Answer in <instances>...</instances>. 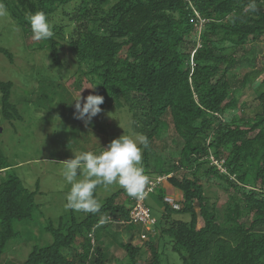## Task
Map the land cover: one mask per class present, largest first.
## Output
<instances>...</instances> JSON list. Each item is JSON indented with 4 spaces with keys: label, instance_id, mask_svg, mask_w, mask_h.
I'll use <instances>...</instances> for the list:
<instances>
[{
    "label": "trees",
    "instance_id": "16d2710c",
    "mask_svg": "<svg viewBox=\"0 0 264 264\" xmlns=\"http://www.w3.org/2000/svg\"><path fill=\"white\" fill-rule=\"evenodd\" d=\"M1 4L26 36L32 34L27 17L44 12L53 35L37 49L48 50L52 65L61 70V51L68 47L81 75L96 87L95 95L103 96L104 103L110 100V106H126L132 123L142 121L147 130L140 145L147 184L171 176L168 183L181 195L177 210L167 200L163 183L156 186L153 195H159L164 214L160 219L152 214L156 224L151 228H159L168 238L183 264H264V66L257 64L254 52L264 40V0H1ZM59 17L61 21L56 20ZM0 53L14 61L8 49L0 47ZM246 65L250 70L241 74L239 69ZM32 70L39 88L28 92L27 102L77 127L80 119L75 118L69 87L60 78L40 75L43 68ZM256 83L261 89L259 110L249 119L239 96L246 85ZM13 89L12 81L0 80V113L5 121H23L12 101ZM104 103L101 109L106 108ZM167 132L183 144L180 155L152 171L150 154L168 147L160 145ZM70 143L78 147L74 136ZM214 160L223 161L222 166ZM12 168L0 146V175L6 177L0 182V259L17 237L16 223L34 221L41 193L39 183L35 191L27 189L11 174ZM212 181L232 200L222 219L217 200L207 192L206 184ZM120 198L123 205L118 204ZM135 199L122 190L95 214L71 211L69 219L48 221L45 231L52 243L34 246L23 262L6 264H109L105 236L118 242L112 230L147 229L131 223ZM101 219L105 223L98 227ZM120 246L127 251L120 264H165L157 242H146L151 254L147 260L133 243Z\"/></svg>",
    "mask_w": 264,
    "mask_h": 264
},
{
    "label": "rangeland",
    "instance_id": "374dc122",
    "mask_svg": "<svg viewBox=\"0 0 264 264\" xmlns=\"http://www.w3.org/2000/svg\"><path fill=\"white\" fill-rule=\"evenodd\" d=\"M56 20L61 21L62 19L59 17ZM42 44L43 40H34L32 34L26 36L24 31L9 17L0 0V47L8 49L14 55V61L11 63L0 53V80L14 83L12 101L17 105L23 116V121L9 122L3 120L0 113V146L13 167L11 174L17 175L22 180L23 185L31 191H35L36 185L39 183L41 191L36 197V204L39 207L35 210L34 221L16 223L17 237L9 242L5 254L0 259V264L20 263L27 260L34 246L42 247L52 243V236L45 231L48 221H57L61 217L70 218L71 211L74 210L67 209L65 204L66 194L71 186L63 178V165L61 163L75 158L74 153L80 154L84 151H92L98 154L102 151V147H107L112 140L123 135L136 139L140 146L145 141V133H147V130L143 128L142 121L138 120L132 123L129 109L126 106L122 108L110 106L112 103L110 100L105 102L106 104L104 103L106 108L102 109V112L92 118L89 123L78 121L77 127H74L77 132L65 120L48 115L47 111L39 110L35 105L27 102L30 96L28 92L37 91L39 88V82L32 76L34 72L32 69L36 66L37 68H43L40 75L46 73L60 78V81L69 87L75 100L79 99L80 94L83 98L82 104L86 101L87 96L95 95V90L88 89L95 87L88 81L87 77L81 75V70L75 63L68 47L61 51L64 68L57 70L52 65L49 51L37 49ZM250 49L251 46H248L247 50ZM255 51L256 56H258L257 64L260 67L264 66V40L254 48ZM241 55L242 53L237 57ZM248 56L252 58L254 55ZM249 70L250 68L246 65L241 67L239 72L244 74ZM260 91V83L252 86L246 85L242 90L239 99L241 102L246 103L244 108L246 118H254L258 112L259 102L257 96ZM73 136L77 148L73 143L67 144ZM160 140L161 146L166 143L168 147L165 150L158 147L151 152L152 171L160 170L162 161L172 162L171 160H177L183 146L180 140L175 142L174 138H171L170 132L163 133ZM141 152V164L144 167L143 151ZM169 177L171 176L163 177L162 181L168 194L167 200L171 204L172 202L178 203L181 197L180 192L168 183L167 179ZM5 178V174L2 173L0 182ZM206 187L209 197L215 201L217 200L218 213L222 219L224 207L232 200L225 190L217 185L216 181H212V184L207 183ZM122 190L116 184L108 188L102 185L97 191L98 200L102 205L108 198ZM118 204L123 205L124 198H120ZM146 204L156 219H160L164 214V206L159 199V195H148ZM75 213L78 215L80 212L75 211ZM175 217L189 220V216L174 215ZM161 225L163 226V223ZM165 226H167L166 222ZM151 229L153 230L151 231ZM112 235L119 241L115 242L111 236L104 237L106 241L104 243L108 247L107 258L109 264H120L126 260L127 251L120 246L122 242H131L140 247L143 253L142 258L144 260L149 259L151 254L146 246L148 241L158 243L159 251L164 252L165 264H183L179 256L172 252L171 246L167 242L168 238L161 235L157 227H149L138 231L137 227L134 226L132 230H112ZM159 237L162 238L159 239Z\"/></svg>",
    "mask_w": 264,
    "mask_h": 264
},
{
    "label": "clouds",
    "instance_id": "9594fccd",
    "mask_svg": "<svg viewBox=\"0 0 264 264\" xmlns=\"http://www.w3.org/2000/svg\"><path fill=\"white\" fill-rule=\"evenodd\" d=\"M27 19L34 40H45L53 35L51 23L44 12L37 11ZM88 89L95 90L96 87ZM82 99L79 94V99L74 101L75 118L87 124L102 112L100 105L104 103V97L89 95L83 104ZM74 157L61 163L63 178L71 186L66 194L67 209L92 214L99 212L102 205L95 193L100 185L108 188L116 184L129 196L137 199H143L147 195L145 186L148 177L141 164L142 152L136 139L123 135L112 140L107 147H102L98 154L84 151L74 153ZM179 202H172V205L180 206ZM104 223L105 220L101 219L97 226Z\"/></svg>",
    "mask_w": 264,
    "mask_h": 264
},
{
    "label": "built area",
    "instance_id": "2783aa9c",
    "mask_svg": "<svg viewBox=\"0 0 264 264\" xmlns=\"http://www.w3.org/2000/svg\"><path fill=\"white\" fill-rule=\"evenodd\" d=\"M214 163L222 166L223 161L219 162L214 160ZM163 179L164 178L162 177L157 179V181L152 180L149 184H146L147 186L145 188V191L147 195L143 199L136 198L135 200H133L130 212L131 223L142 225L146 228H151L156 224V219L152 217L151 210L146 204V199L148 195L154 193L157 185H161L163 183ZM173 207L175 209H180V206L177 204H173Z\"/></svg>",
    "mask_w": 264,
    "mask_h": 264
}]
</instances>
